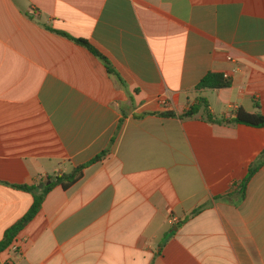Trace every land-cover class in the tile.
Masks as SVG:
<instances>
[{
  "label": "crops",
  "instance_id": "0c3cea01",
  "mask_svg": "<svg viewBox=\"0 0 264 264\" xmlns=\"http://www.w3.org/2000/svg\"><path fill=\"white\" fill-rule=\"evenodd\" d=\"M209 72L231 85L198 89ZM200 97L264 114V0H0V242L109 150L0 264H264V126L179 117Z\"/></svg>",
  "mask_w": 264,
  "mask_h": 264
},
{
  "label": "trees",
  "instance_id": "16d2710c",
  "mask_svg": "<svg viewBox=\"0 0 264 264\" xmlns=\"http://www.w3.org/2000/svg\"><path fill=\"white\" fill-rule=\"evenodd\" d=\"M63 34L69 36L68 34ZM77 43L87 47L88 49L92 50L97 56H99L105 63L107 70L109 74H111L113 77H115L117 80L121 82L123 86H125L124 80L121 78V76L118 74V72L115 70L114 66L111 64V62L104 57L102 54H100L97 50H95L86 40L81 38H73ZM232 81L230 78L226 77L223 73L218 72H209L207 73L202 80L197 84V88H223V87H229L231 85ZM204 108L206 118L209 122L216 123H245L252 126H264V114L261 112L256 113H248L244 110H240L237 115L231 119H218L216 118L210 111L209 108V102L204 97H200L196 104L191 106L190 109L186 110L183 114L179 115L182 119L186 118H192L198 114L200 109ZM155 114L161 115L163 117H177L178 114L173 111H164V112H156ZM109 150H104L102 153L98 154L93 160H91L87 164L80 165L76 167L71 173L60 175V176H49L48 180L51 181L49 184H47L41 191L40 194L35 195L34 203L29 210V212L20 219L16 224H14L11 228H9L6 233L4 239L0 242V251L7 248L13 240L17 237V235L33 220V218L37 215V213L40 211L41 206L43 204L45 195L56 185H62L64 188L70 187L72 184L77 182L83 175L84 169L89 165L96 161H99L103 159ZM263 161L262 159H259L255 163L251 165L250 171L248 176L241 182V188L242 190H245L248 182L252 178V176L256 173V171L260 168ZM15 187L28 191L33 192L38 187L35 185H16ZM199 209H195L191 215H195L199 212Z\"/></svg>",
  "mask_w": 264,
  "mask_h": 264
}]
</instances>
